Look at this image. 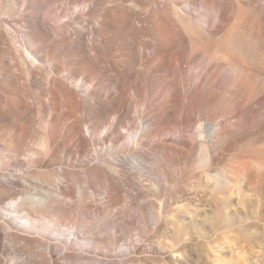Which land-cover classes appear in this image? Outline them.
I'll return each instance as SVG.
<instances>
[{"label": "bare ground", "instance_id": "bare-ground-1", "mask_svg": "<svg viewBox=\"0 0 264 264\" xmlns=\"http://www.w3.org/2000/svg\"><path fill=\"white\" fill-rule=\"evenodd\" d=\"M252 162L264 0H0V264H240L195 250L235 225L264 255L257 199L165 216L262 197Z\"/></svg>", "mask_w": 264, "mask_h": 264}, {"label": "rangeland", "instance_id": "rangeland-1", "mask_svg": "<svg viewBox=\"0 0 264 264\" xmlns=\"http://www.w3.org/2000/svg\"><path fill=\"white\" fill-rule=\"evenodd\" d=\"M260 164H261L260 162L259 163L252 162L251 167L253 168V170L258 172L259 175L258 181L262 184V186H264V165H260ZM232 184H234V186H231L223 194L208 195L202 192L199 195L201 196L203 195V198L200 197V199L199 196H197L196 191L193 192H190L188 190L183 191L181 194H177L170 201L165 216L167 219H173L182 212H186L187 215L190 216H195L194 213L192 212V207L186 205L189 204L190 202H196V203H201L203 205H211V206H215L218 204L219 206L223 207V201H222L223 198H232V199L239 198L243 201L244 204H246V202L252 199H257L260 201V203H264V193L262 197L257 196L252 191H250L249 193L242 191V194H238L241 185H239L238 182L236 181H232ZM232 191L236 192L237 194L232 195ZM158 200L159 203L162 202V199H158ZM182 205H185L183 206L182 211L178 210V207H181ZM221 213L222 215H224V211H221ZM244 228H246L247 231H250L252 229V228L249 229L246 224L244 225ZM255 229L256 228H253V230ZM239 233H240V229L238 225H235L232 231H228V232H223L220 230L216 231L215 233L210 234L208 239L205 240L200 239V241H196L195 250L199 253L208 251L212 253L213 256L220 257L221 254L217 253L216 247L226 242L230 246V249H228V254H226L224 258L228 259L227 256L233 255L240 264H245L247 261H254V260L256 264H264V255L260 254V256H258L259 254L257 252L252 251L249 245V240L242 238ZM229 251L231 252L229 253Z\"/></svg>", "mask_w": 264, "mask_h": 264}]
</instances>
